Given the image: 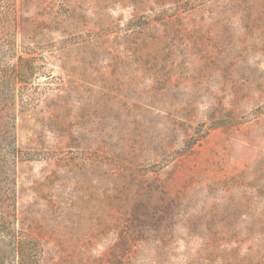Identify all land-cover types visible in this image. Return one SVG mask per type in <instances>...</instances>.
Wrapping results in <instances>:
<instances>
[{
  "label": "rangeland",
  "instance_id": "rangeland-1",
  "mask_svg": "<svg viewBox=\"0 0 264 264\" xmlns=\"http://www.w3.org/2000/svg\"><path fill=\"white\" fill-rule=\"evenodd\" d=\"M12 1L10 63L38 65L24 90L37 108L15 96L16 143L38 153L12 176L16 224L39 240L41 264H264V0ZM52 113L63 135L47 127ZM141 119L154 135L136 147ZM161 151L174 158L153 165ZM99 154L118 162L90 167L85 157ZM123 157L145 166L137 171L155 200L179 199L181 216L170 241L169 211L152 235L137 225L139 244L117 257L119 232L102 227L119 215L106 195L131 170L115 169ZM227 204L232 239L208 247L189 232L182 212L214 205L223 215ZM197 218L202 229L210 217Z\"/></svg>",
  "mask_w": 264,
  "mask_h": 264
},
{
  "label": "trees",
  "instance_id": "trees-1",
  "mask_svg": "<svg viewBox=\"0 0 264 264\" xmlns=\"http://www.w3.org/2000/svg\"><path fill=\"white\" fill-rule=\"evenodd\" d=\"M14 4L15 1L13 2L12 0H0V7H2L0 9V102L3 103L0 106V264H41L39 240L36 236L26 232V230L17 227L16 224L19 219L18 195L17 188L15 187L17 183L13 179L16 166L19 162L32 159L38 153H30V151L20 148L16 143V124L15 120L13 121L16 118L15 96L17 91H19L22 96L21 100L24 108H29L32 111L37 108L38 101L28 92L24 95V90H27L29 87L27 83L29 79V68L33 70L38 65L34 63L36 57L27 58L20 56V62L18 64L11 65L10 63L9 53L15 50L16 45L11 35L16 29L15 23H17V19L9 11V9H14ZM27 63H29L28 67L26 66ZM39 111L38 109L36 112ZM57 118L58 114L52 113L49 115L50 122H48L47 127L51 129L55 127L56 132L59 135H63L65 126L61 125ZM224 120L220 119L213 122L214 124H218L225 122ZM135 131L139 133L138 137L134 139L136 147H143L144 141L147 142V138L149 137L153 139L152 135H154V131L152 126H149L143 119L139 121ZM200 132L197 136L190 134L187 137L186 149L191 148L192 143L204 134L202 131ZM150 133L152 135H149ZM166 137H169L168 132L164 133L162 139L164 140ZM69 142H74V140L71 139ZM155 143L159 142L155 141ZM157 149L160 150L159 146H157ZM164 153L165 156L163 155L153 165L160 164V166H163L174 158V156L169 158V154L165 151ZM99 155V158L91 156L85 157L90 167H94L95 164L103 162L109 165L112 160H118L113 156ZM123 159L126 158L123 157ZM126 160L129 161L122 163V165L117 163L118 161L114 162L115 169L124 166L130 167L131 170H127L130 173H127L124 170L125 168L117 172L112 182V192L106 195L108 204H116L115 209L119 212V215L112 216L114 221L108 219L107 224L102 227V233L109 230L119 232L118 239L112 245L113 251L111 250L109 252L111 256L117 257L126 255L128 253L127 251L139 244L141 239L140 234H143L140 230L138 233L134 232L137 225L144 226L147 232L149 230V235H152L161 229L160 223L162 216L169 211L170 241L173 237V227L176 225L175 217L181 216V212L179 211L181 203L178 201L179 199L175 200L176 198L169 196V204L166 200L163 201L164 205L159 203L155 200V198L158 199L157 196L160 197L159 192L146 189V187H150L152 184L145 186L142 177H139L138 171L144 169L145 166L140 165L139 161H134L135 159L132 157ZM130 162H136L134 165H137L133 166L131 164L129 166ZM125 187L129 191L126 198L123 194ZM134 188L135 190H133ZM130 193L132 194L130 195ZM145 195L149 197V200L144 199ZM151 195L153 199L150 202ZM164 198L162 196L160 199L163 200ZM213 206L203 205L202 213L200 214L199 211L196 215H192L186 211L182 212V216H185V220L189 226V232L192 234H202L204 237H207L206 245L208 247L211 245L219 246L222 244L221 240L232 239L231 235L233 237L234 226L236 224V218L234 216L232 217L235 212L228 211L230 209L228 208L229 204L223 208L222 211L226 212L223 215H220L221 210L216 212L217 209H212ZM155 213L157 218L152 223L154 219L153 214ZM208 216L210 218L204 223L201 229V223L197 222L196 218ZM217 224L223 225L221 226L220 232ZM160 240L163 241L164 239L161 237Z\"/></svg>",
  "mask_w": 264,
  "mask_h": 264
}]
</instances>
